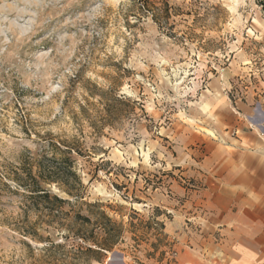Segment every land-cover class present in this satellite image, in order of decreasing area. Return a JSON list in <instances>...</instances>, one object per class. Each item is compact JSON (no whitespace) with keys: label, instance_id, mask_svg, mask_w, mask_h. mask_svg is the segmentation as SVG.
Instances as JSON below:
<instances>
[{"label":"rangeland","instance_id":"1","mask_svg":"<svg viewBox=\"0 0 264 264\" xmlns=\"http://www.w3.org/2000/svg\"><path fill=\"white\" fill-rule=\"evenodd\" d=\"M263 91L264 0H0V264H180L206 237L189 128ZM50 143L82 183L47 184L51 222L17 180ZM97 210L122 226L99 260L63 225Z\"/></svg>","mask_w":264,"mask_h":264},{"label":"crops","instance_id":"2","mask_svg":"<svg viewBox=\"0 0 264 264\" xmlns=\"http://www.w3.org/2000/svg\"><path fill=\"white\" fill-rule=\"evenodd\" d=\"M257 95L204 103L210 121L189 128L177 165L189 162L202 184L192 200L206 237L180 264H264V91Z\"/></svg>","mask_w":264,"mask_h":264},{"label":"trees","instance_id":"3","mask_svg":"<svg viewBox=\"0 0 264 264\" xmlns=\"http://www.w3.org/2000/svg\"><path fill=\"white\" fill-rule=\"evenodd\" d=\"M43 151L40 158H36V173H33L32 167L29 166V169L24 171L26 173L25 179L19 177L17 180L26 192L25 198L28 202V209L36 208L42 211L41 213L47 214L48 221L51 222L55 218H59L57 214L61 212L62 205L68 200L53 194L47 184L56 183L70 196L78 199L79 187L82 186V183L80 176L75 171V160L72 156L73 149L71 147L62 148L61 145L57 146L55 143H50L49 147ZM49 151L51 155H48ZM64 215L65 218L70 219L71 215L67 213ZM91 216L78 212L72 217V222H68V224L63 222V225L68 227L74 236L87 244L82 250L84 253L92 254L95 259L99 260L100 256L106 252H111L116 246L121 237L122 226L103 211L97 210L93 213L94 217ZM95 228L98 231H95ZM32 233L37 235L36 231Z\"/></svg>","mask_w":264,"mask_h":264}]
</instances>
